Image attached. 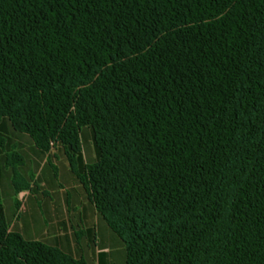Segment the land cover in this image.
Wrapping results in <instances>:
<instances>
[{
    "label": "trees",
    "instance_id": "1",
    "mask_svg": "<svg viewBox=\"0 0 264 264\" xmlns=\"http://www.w3.org/2000/svg\"><path fill=\"white\" fill-rule=\"evenodd\" d=\"M3 116L63 148L123 264H264V0H0ZM0 264L89 263L0 194Z\"/></svg>",
    "mask_w": 264,
    "mask_h": 264
},
{
    "label": "crops",
    "instance_id": "2",
    "mask_svg": "<svg viewBox=\"0 0 264 264\" xmlns=\"http://www.w3.org/2000/svg\"><path fill=\"white\" fill-rule=\"evenodd\" d=\"M80 134L81 160L86 163L96 158L90 127L83 126ZM50 157L56 172L49 166ZM15 173L19 183H24L19 190L13 182ZM0 194L8 229L25 238L44 241L89 264H109L103 251L120 245L119 236L71 170L63 148L37 146L7 116L0 119Z\"/></svg>",
    "mask_w": 264,
    "mask_h": 264
},
{
    "label": "rangeland",
    "instance_id": "3",
    "mask_svg": "<svg viewBox=\"0 0 264 264\" xmlns=\"http://www.w3.org/2000/svg\"><path fill=\"white\" fill-rule=\"evenodd\" d=\"M84 145L87 148L86 140L84 141ZM90 145H91V147L93 149L94 144L91 142ZM49 161L51 163V164H49V166L52 167L54 169V171L56 172V170H55V166H56L55 162L53 161V159L51 157L49 158ZM92 161H93V159H89L88 162H92ZM11 163L12 164H14V163L16 164V162H14V161L11 162ZM58 168H60V170H61L60 165H58ZM16 175L18 177V173H16ZM119 239H120V245L118 244L117 246L109 247L106 250H104L103 253H102V256L105 257L107 260H109V264H123L124 263L125 246H124V243H123V241L121 240L120 237H119Z\"/></svg>",
    "mask_w": 264,
    "mask_h": 264
}]
</instances>
